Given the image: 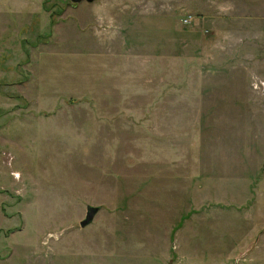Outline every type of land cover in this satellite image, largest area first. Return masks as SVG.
Listing matches in <instances>:
<instances>
[{
    "label": "rangeland",
    "instance_id": "1",
    "mask_svg": "<svg viewBox=\"0 0 264 264\" xmlns=\"http://www.w3.org/2000/svg\"><path fill=\"white\" fill-rule=\"evenodd\" d=\"M0 264H264V0H0Z\"/></svg>",
    "mask_w": 264,
    "mask_h": 264
},
{
    "label": "water",
    "instance_id": "2",
    "mask_svg": "<svg viewBox=\"0 0 264 264\" xmlns=\"http://www.w3.org/2000/svg\"><path fill=\"white\" fill-rule=\"evenodd\" d=\"M71 1L78 2L80 0H71ZM87 1H92V0H87ZM98 210H99V205L87 204L85 209V215L82 219L79 220L80 226H84L89 222H91V220L93 219L94 215Z\"/></svg>",
    "mask_w": 264,
    "mask_h": 264
},
{
    "label": "built area",
    "instance_id": "3",
    "mask_svg": "<svg viewBox=\"0 0 264 264\" xmlns=\"http://www.w3.org/2000/svg\"><path fill=\"white\" fill-rule=\"evenodd\" d=\"M192 16L189 13H186L182 18H181V23L187 24L190 22Z\"/></svg>",
    "mask_w": 264,
    "mask_h": 264
}]
</instances>
